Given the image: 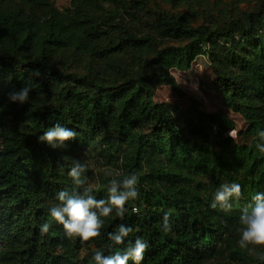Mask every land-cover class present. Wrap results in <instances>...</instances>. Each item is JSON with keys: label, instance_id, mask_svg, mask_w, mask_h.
Returning a JSON list of instances; mask_svg holds the SVG:
<instances>
[{"label": "trees", "instance_id": "1", "mask_svg": "<svg viewBox=\"0 0 264 264\" xmlns=\"http://www.w3.org/2000/svg\"><path fill=\"white\" fill-rule=\"evenodd\" d=\"M259 1L246 10L210 0H71L61 11L52 0H0V264H95L49 213L58 192L74 187V160L86 165V187L97 199L108 198L111 179L139 178V197L126 203L124 217H101V235L86 241L104 255L140 237L149 245L140 264H264L238 245L240 215L264 192V153L256 147L264 131ZM201 57L245 130L199 101L188 111L155 101L160 85L182 96L174 75L192 72ZM24 87L29 101L10 102L9 93ZM56 124L77 132L67 147L38 140ZM233 182L241 197L229 210L213 209L216 190ZM166 213L170 233L161 230ZM45 222L51 227L41 235ZM121 224L133 232L116 245L108 233Z\"/></svg>", "mask_w": 264, "mask_h": 264}, {"label": "clouds", "instance_id": "2", "mask_svg": "<svg viewBox=\"0 0 264 264\" xmlns=\"http://www.w3.org/2000/svg\"><path fill=\"white\" fill-rule=\"evenodd\" d=\"M39 70L33 75L39 76ZM30 88L24 87L18 92L9 93V101L12 103L24 104L29 101ZM227 135L235 141L237 132L230 129ZM260 143L257 149L264 153V131L257 133ZM77 132L62 127L60 124L44 131L38 137L39 142L46 143L52 149L67 147L66 142L76 139ZM87 167L79 160H74L68 172L74 187L71 191L65 189L57 194L60 203L49 209L50 216L63 226L64 234L67 238L79 237L81 242L93 240L101 235L103 220L101 217H108L115 211L116 216L123 218L127 212L125 207L129 200L139 197L138 176L135 173L124 175L119 179H111L107 186V199H97L92 194V189L86 187L87 177L83 174ZM82 189V191H78ZM242 195L241 185L238 183L221 184L215 192L214 201L211 207L215 209L218 205L223 210L232 207L231 201L239 199ZM253 205L245 209L239 218L242 225L238 245L242 249H248L251 253L253 249L249 245L264 247V192H259L253 197ZM135 211V209H134ZM50 223L45 222L40 225L41 235L47 234L50 230ZM161 230L165 233L172 232V224L169 215L166 213L162 217ZM133 232L132 227L121 224L113 232L108 233V239L116 245L123 244L125 239ZM149 245L140 237H137L134 244L129 242V246L121 253L104 255L97 250L92 259L95 264H129V261L140 264ZM264 259V257H261Z\"/></svg>", "mask_w": 264, "mask_h": 264}, {"label": "rangeland", "instance_id": "3", "mask_svg": "<svg viewBox=\"0 0 264 264\" xmlns=\"http://www.w3.org/2000/svg\"><path fill=\"white\" fill-rule=\"evenodd\" d=\"M213 7H219L225 9L227 6L232 4L240 3L242 9L253 10L256 8L260 1L259 0H210ZM56 8L65 11L71 8V0H52ZM153 3V0H151ZM39 15V13H36ZM42 20H47L50 15H41ZM91 69V68H90ZM205 66L203 60L197 62V67L185 75H174L179 86L183 91V95L180 96L168 86H158L154 91V99L157 103H166L169 105H177L184 111H188L191 108L193 101H199L202 103V108L208 113L222 112L228 115L237 125L238 131L246 129V123L243 118L230 111L226 105V100L215 90L213 86L214 73L212 68L204 70ZM72 72H79L87 74L89 71L78 70L73 68ZM93 75L99 78H105V74L99 69H91ZM78 248L80 251L81 258L93 257L97 251V247L89 242H79ZM249 248L253 249L250 253L248 249H245L247 253L258 259L264 256V247L249 245ZM211 264H227V261L222 259L219 262Z\"/></svg>", "mask_w": 264, "mask_h": 264}, {"label": "built area", "instance_id": "4", "mask_svg": "<svg viewBox=\"0 0 264 264\" xmlns=\"http://www.w3.org/2000/svg\"><path fill=\"white\" fill-rule=\"evenodd\" d=\"M200 59L203 60L204 66H206L205 58H204V57H201ZM200 59H198V60L195 62V64H194V69L197 67V62L200 61ZM194 69H193V70H194ZM185 74H189V73H185ZM185 74H181V75H185Z\"/></svg>", "mask_w": 264, "mask_h": 264}]
</instances>
